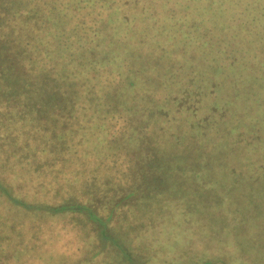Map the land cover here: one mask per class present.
Returning a JSON list of instances; mask_svg holds the SVG:
<instances>
[{"label":"trees","instance_id":"16d2710c","mask_svg":"<svg viewBox=\"0 0 264 264\" xmlns=\"http://www.w3.org/2000/svg\"><path fill=\"white\" fill-rule=\"evenodd\" d=\"M253 7L256 8L257 16L264 17V0H0V44H2V40L4 41V47L9 48L8 43L17 40L15 44H18V47L13 46L11 50H15L19 54V57L6 61L4 67L8 69L14 60H17L18 64L22 66L24 64L23 57H27L28 54H33L35 59L38 60L37 57H43L39 54L45 51L47 59L41 64L54 63L53 65L50 64L52 74L50 72L48 74L43 69L31 73L27 72L31 64H33L34 69V61L30 60L26 63L27 67L25 66L18 72L19 82L25 83L24 80H26V83H29L31 81L29 79L33 77L32 81L34 83H42L45 87H48L45 94L39 97L44 100H47V98L54 100L51 109L52 111L56 109V119H63L64 116L73 117L74 110L82 117V119H78V125L74 126L75 122L72 127L73 134L76 136L77 133V137H79L78 141L71 142L67 134L66 137L58 135L57 140L59 147L65 146L68 149L69 155L71 152L75 154L62 160L61 164L63 166L65 161L81 162V166L76 168L80 174H72L70 176L72 179L80 177L81 183L84 184L86 173H92L97 178L101 169L110 163L129 164L132 162L136 164L138 163L136 156L134 157L132 154L141 157L140 153L143 152V149L146 150L149 147L154 149L153 138L150 137L151 140L149 138L144 143L137 132L138 130L140 132L147 131L148 122L144 118L145 114L146 116H153L149 122L150 125L153 118L159 114L174 111L171 107L172 104L166 102L170 99L169 96H174L179 92L176 89L173 93L175 85L179 89L185 87L183 86L184 82L180 81V77L185 75L184 66L188 67L186 71L193 80L203 77L208 79L213 86L209 89V95H212L209 98L211 104L210 102L207 104L209 105L208 108L211 106V119L206 120L201 115L198 116V119H203L204 122L207 121L208 136L214 146L210 145L212 151L207 150L206 154L205 148L200 147L198 152L194 153L193 161L185 158L180 160L190 166L188 162H199L198 159L203 154L213 162L211 178L215 179L214 181L221 178L225 179L224 185H218L213 189L214 197L209 206L214 211L219 210L222 214H214L212 220L203 219L198 214L202 204L205 208L209 207L205 206V202H194L199 200L202 191H195L194 197L190 199L186 197L182 190L177 188L180 202L187 203V207L178 206L180 208L179 213L176 215L172 213L174 229H171L173 220L170 219L171 224L163 227L166 228L163 239L167 241V245L163 247L149 245V248L146 247L145 253L141 255L139 251L142 250V247L138 252L131 251L129 247H125L118 242L114 236H110L107 232L110 227L106 224V219H101L94 210L83 202L68 199L43 202L42 204L28 202L20 195L12 194L9 186L6 185L8 182L6 179L0 181V192L7 196L6 198L11 202L27 205L28 208L40 207L49 215H52L51 218L57 217L60 220L63 216L87 211L88 218L99 228L98 231L101 237L98 235V231L95 232V237H108L107 239L116 242L115 245L118 250H125L124 255L118 252L119 260L120 257L122 259L120 264H138L137 259L142 261L147 259L144 264H161L160 256L163 253L168 261L172 258L177 260L185 256L179 262L169 263L165 261L164 264H218L217 259L213 258V261L208 263L207 260L212 257L205 260L206 257L198 256L202 255L205 250H197V247L219 248V250L226 247L229 253L222 257L225 264H251L248 254H254L253 250L257 249L256 255L260 256L257 253L264 251V200H256L251 197L264 195V79L256 81L253 78L254 72L257 71V68L254 67H261L260 73L264 76V54H254L255 52L250 49L252 44L238 36L234 39L235 45L233 47L227 45L229 38L226 36V32L230 33L229 37L236 34L241 35L244 31L249 32L247 18L249 14L251 15L249 18H254ZM225 10L227 11L225 12ZM237 15L239 22L234 27L235 31L231 32L228 20H234ZM32 17L35 19L33 23H37L36 28H41L36 34L32 35L33 30L29 32L30 34L28 31L23 32L20 30L18 32L12 30V26L15 24L17 26L21 24L20 22L23 24L18 28H23L26 25V20ZM69 19L72 20L70 26L68 22H65ZM85 20H94L95 27L91 28L84 25ZM263 21L262 19L260 22ZM192 25L194 28L200 27V31L204 30L205 26L210 28L206 34L203 33L204 37L199 38L202 40L197 41L198 44L193 43L197 36L194 35ZM5 26L10 27L11 30L4 28ZM78 26L87 30L81 32ZM259 27L263 29V24H260ZM223 28L226 31H221L223 36H216L220 32L219 30H223ZM190 29L193 31L192 34H190ZM242 29L244 30L241 31ZM11 32L14 35L7 37ZM259 33H261L259 38H263L264 31H259ZM21 35L24 36V39L19 40ZM30 38H33L35 43L38 40L37 42L48 46V48L37 46L35 43L32 44L29 42ZM230 39H233V37ZM207 41L211 46L208 51L211 53L210 57L202 58L203 55H201L196 60L194 52H204L201 46ZM225 41L227 44H225ZM166 42L169 46L174 43L172 47L177 52H179L178 48L180 52L181 50L184 52L191 45L192 57L188 60L185 58L184 61L183 58L179 57L180 64H177V58H174L168 64L158 62L159 64L148 66L152 62V57L157 56L160 50L168 49ZM42 48L45 50H42ZM63 49H66V51ZM41 50L42 52H40ZM6 51L4 49V53ZM132 51L136 56L130 57ZM145 53L151 57L150 63L141 60V56L143 57ZM204 53L206 54V52ZM57 59H60L61 66L56 69ZM227 59L232 60V62ZM48 60L50 62L47 63ZM210 60L212 64H210ZM236 60L237 68L236 63H234ZM171 64L172 67L170 68ZM228 67L236 68L235 72L240 75L236 82L243 84L241 88L236 89L231 85L237 74L234 77L229 76L228 73L231 69ZM147 68L151 70H147ZM155 68H157L156 71ZM144 69L151 73L150 76L156 75V83L168 88L167 92L164 93L163 103L152 104L151 100L149 102L151 104H134L126 112L125 106L133 97L129 91L139 84L140 77L136 79L134 73L141 72ZM45 72H47L48 77ZM64 77H67L69 84L72 86L70 90L63 92L57 86L65 84ZM53 85L55 88L57 87L56 90H54ZM219 87L222 88L216 93L214 88ZM141 88L142 86L139 89ZM53 93L56 96H53ZM204 95V91H201L198 101ZM182 96L183 92L181 91L179 100ZM16 97L14 93L11 96L12 99ZM7 98H9L8 95L5 99ZM174 99L172 97V101L176 103ZM2 104L4 103L2 102ZM162 105L167 108H163ZM214 111L216 116L212 117ZM130 113L140 121L138 130L131 124V133L123 140L127 139V141L125 144H120L121 140L116 139L113 134L108 135V131H118V126H121L127 120L126 117H132ZM6 114L7 111L0 109V136L2 137L0 143V179L3 178L5 166L13 167L21 163L17 167H24V163L28 161L29 155L35 151L39 141L50 135L46 136L43 133V127L39 124L29 126L27 116L23 114L20 115L19 113L18 118L11 117L10 119ZM91 115L97 116L96 118L100 120L98 129H95L94 125L88 120ZM172 115H170L168 121L172 120ZM205 116H210V113H205ZM179 119L181 120V118ZM12 120L13 123H11ZM131 121L133 123L132 118ZM102 124L106 125L103 126ZM83 125L85 130H90L99 135L97 136L99 139L94 141L86 138L83 134L84 130H82ZM112 125H114L113 130H110L109 127ZM157 127L158 125H155L150 130L156 131ZM128 129L129 125L123 128V132L125 133ZM205 131L208 132L207 129ZM94 133L93 137L95 136ZM52 135L56 136L55 133ZM105 135H108V142L104 146L100 141L105 139ZM129 135L132 139L140 137L138 140L143 141L141 149L135 148L136 152L134 149V152H130L132 144H128L130 142ZM193 136L195 137V134ZM199 139L202 143L203 138L200 137ZM85 141L99 143L102 146L87 151H85L86 149L79 151L77 147H73L74 143L82 147ZM10 144L12 148H10ZM52 145L56 146L57 143L52 142ZM47 150L59 151L58 149ZM37 152L42 151L37 150L36 154ZM49 153L53 155L52 152ZM143 155L146 156L145 152H143ZM53 159L58 158L55 155ZM152 159L146 157L145 161L150 164ZM220 162L224 165H221L222 170L218 171L216 165H219ZM174 168H176L174 171L178 173V176L184 177L183 180L186 179L194 185L200 184L199 182L202 180L200 177L202 176L198 171V167H190L189 177L185 176V172L179 173L177 167ZM49 169L53 170L52 167ZM60 169L62 170V167ZM66 169L68 173H72V169ZM109 171L113 176H110V181H113V178L124 180L123 177L116 175L111 168ZM140 174V177L146 175L142 172ZM163 178L165 179L166 175ZM65 186L66 184L64 185L58 181L54 191L63 193ZM164 186L165 184H162V187ZM132 189L127 191L126 195L124 193L123 196H120L121 190L120 197L115 200L113 208L117 207L120 202L125 204L126 201L122 200L131 193H135ZM165 204L172 205L174 203ZM1 210L4 209L0 207V264H13L17 259H19L20 264H47L48 262L50 264H80L81 260L96 255L94 250L90 255L87 253L82 254L84 249L82 248V239H77L76 230H71L73 228L68 227L69 225H67L68 229L61 226L64 232L60 236L58 232H54L53 228H47L44 221L33 217L32 232L27 234L26 231H21L27 224L22 223L23 225H21L20 220L16 221L18 219L16 215L11 213L7 215V212ZM257 214L260 217H257ZM251 218L256 219L251 221ZM152 221L158 224L155 216ZM260 225L262 227L259 231L254 230L255 227ZM5 226L8 230L1 231ZM9 227H13V229L10 231ZM185 227L189 229L190 233H185L187 229ZM248 227L253 229L248 231ZM236 228L247 231L246 233L240 231L241 234H238L234 232ZM205 229L211 232L208 234ZM47 230L49 231L48 234ZM250 235L261 237V239L256 242L258 248L247 251L246 247L254 242L237 243V241H241V238L238 237ZM101 242L104 245L108 243V241L100 239ZM102 245L100 246L102 247ZM107 245L109 246V244ZM66 250L71 252L72 255L66 254L65 257L67 258L58 259ZM158 251L160 252L159 255ZM152 257L155 258L152 259ZM37 259L42 260V262L37 261ZM219 264L222 263L219 262Z\"/></svg>","mask_w":264,"mask_h":264},{"label":"rangeland","instance_id":"374dc122","mask_svg":"<svg viewBox=\"0 0 264 264\" xmlns=\"http://www.w3.org/2000/svg\"><path fill=\"white\" fill-rule=\"evenodd\" d=\"M65 1V0H64ZM260 1V0H259ZM252 10H254V18H249L251 15L249 14L247 18V22L249 25V32H243L241 35H234L231 36L233 39H230V33L226 32L223 28V30H218L220 32L217 33L216 36H223L221 34V31L226 32V36L228 39V44L225 41V44L233 47L235 45L234 39L238 37H242V39H245L246 42L252 44V52H255L254 54L260 55L264 54V37L259 38L261 33L259 31H264V17L257 16L256 14V8L253 7ZM227 10H225L226 12ZM21 12V11H20ZM18 20V19H17ZM26 25H22L23 28H18L21 24L15 26H12V30L20 32H31L32 35L36 34L41 30V28H36V24L33 22L35 19L32 17L29 20H26ZM229 26L231 28V32L235 31V26H237V23L239 22V17L237 15V18L234 20H228ZM68 25L72 24V20L69 19ZM15 23V22H14ZM13 23V24H14ZM234 23H236L234 25ZM84 25L90 26L91 28L95 25L94 20H89L83 23ZM195 24V23H194ZM260 24H263V29L259 27ZM3 25V24H2ZM251 25V26H250ZM4 26V25H3ZM33 26V27H32ZM83 26V25H82ZM219 27V26H217ZM4 28H8L5 26ZM78 28L81 30V32H85L87 29H84L83 27ZM89 28V27H88ZM192 28L194 29V35L197 36L196 40H194L193 43H199L197 41L202 40L199 38L204 37L203 33L206 34L207 30L210 29L208 26L204 28V30L200 31L199 28H194L192 25ZM242 29L241 31H243ZM201 34H200V32ZM192 29H190V34H192ZM199 32V33H198ZM30 34V33H29ZM14 35V34H13ZM12 32L7 36H13ZM21 38L19 40L24 39L23 35L20 36ZM18 40V41H19ZM17 42V40H15ZM38 41V40H37ZM35 43V40L33 38H30V41L32 44L35 43L37 46H45L47 49L48 46L43 45L40 42ZM45 41V39H44ZM192 41V40H191ZM260 41V42H259ZM2 44H0V109L7 111V117L10 119L11 117L18 118V114L27 116V121L29 122V126L32 124L40 125L43 127V133L49 137H43L39 143L36 146L37 150H41L42 152L35 151L29 155V159L26 163H24V167H17L19 164L14 165L13 167H4V173L3 178L0 179L4 180L6 179L8 182L6 185L9 186L10 191H12V194L14 195H20L24 200H28V202L32 203H43V202H54L55 200H76L78 202H83L86 204V206H89L92 210L96 212L97 216H100L101 219H106V224L110 227V229H107V232L109 235L114 236L115 239L120 242L125 247H129L131 251L138 252L141 247L142 250L139 251L140 255L145 253V248H149V245H155L154 247L167 245V241L163 239V234L165 229L163 228L167 224H171L170 220L172 219V213L175 215L179 213V207H187V203H181L178 198V191L177 188L182 190L183 193L186 194V197L192 198L194 197L193 194L195 191H202L200 193V198L198 201H194L195 203L199 202H205V206H209V203H211L214 195H213V189L216 186H222L224 185L223 182H225L224 178H221L219 180L211 178L212 176V169H213V162L211 159L207 158L203 154H201V158H199V162H188L190 166H187L185 162H181V158L188 159L189 161H193L195 155V152H198L200 147L205 148V154L207 153V150L212 151L211 146H214V143L208 136L209 130L207 127V121L199 120L198 116L201 115V117H205L206 120L211 119V112L208 102L211 104V100L209 101L211 94L209 95V89H211L213 86L211 85L210 81L206 78L201 77V79H192L190 77L189 73H187L186 69L188 67L184 66V72L185 75L180 77V81L184 82L183 86L184 88H177V86H174L173 93L176 89L179 90L174 96H169L170 99L166 102L167 104H172L171 107L174 110L170 113H164L159 114L158 116L153 118V121H151L150 125L149 122L153 116H144L146 118L148 125L146 126V130L144 132H140L138 130V121L135 117H126L127 120H125L121 126L119 125L118 131L114 130L112 132L108 131L109 134H113L116 139L121 140L120 144H125L127 139L125 141L124 138L128 136L129 133H131L132 126L136 127V130H138L137 135L141 137V139L144 140V143L148 141L150 137L153 138L152 143L155 146L154 149H151V147L147 148L146 150L143 149V152H145L146 156L143 155V152L140 153L142 156H138L136 154H132L134 157L136 156L137 162L134 163H113L109 164L108 166L101 169V171L98 173L97 178L92 175V173H86V181L84 184L81 183V178L77 177L76 179H72L70 177L72 174H80L78 171V167L81 166V162H68L65 161L64 166L61 164V161L64 160L67 157H72L75 154L71 152L69 155V151L65 146L59 147V143L57 142L59 136L63 135L64 137H69L71 139V142L78 141L79 137H77L72 132V127L74 123L76 124L74 126H77L78 119L82 117L77 114L76 110H74V116H64L63 119H56L55 113L56 109L52 111L51 105L54 103L52 98H47V100L42 99V97L45 94V90H47L44 84L42 83H34L32 81V78H30L29 83L19 82L17 78L18 72L25 68L26 63L31 61H34V69L33 64L30 65V68L27 69V72L31 73L36 70H46L49 74V72L52 74L50 69V64L54 63H48L50 60L47 61L48 64H41L44 63L47 59V55L45 51L42 52V50H45L42 48V50L39 54V56L43 57H37L36 60L33 54H28L27 57H23L24 64L21 66L18 64L17 60H14L11 64V66L6 69L5 62L11 61L15 57H19V54L15 52V50H11L14 47H18V44H15L13 40L11 43H8L9 48L4 47V41H2ZM261 45V46H260ZM166 46L168 47L167 50H160L157 56L151 57L148 54H144L143 57L141 56V60L146 63H150L148 66H152V64H159V63H171L172 59L177 58L176 63L180 64L179 57L183 58V61L185 58L188 60L190 57H192L193 52H191V45L186 51L180 52V49L178 48L179 52L174 51L172 46H174V43L169 46L168 42H166ZM210 45L209 41L203 43L201 48L204 52L196 51L194 52L195 58L197 60V57L200 58L201 55H203L202 58L210 57ZM199 48V47H197ZM4 49L7 51L4 53ZM66 51V49H63ZM208 52V53H207ZM64 53V52H63ZM130 57H134L136 55L133 54V51L130 53ZM216 54L214 53V56ZM264 57V55H263ZM60 59H57L56 69L61 66ZM63 60V59H61ZM156 60V61H155ZM229 62V59H227ZM226 60V63L228 62ZM159 62V63H158ZM214 62V61H213ZM236 63L237 68V60L234 61ZM210 64H212L210 60ZM233 65V63H231ZM51 65V66H52ZM248 65V64H246ZM27 67V66H26ZM170 68L172 67L169 66ZM65 68V67H64ZM231 71L228 73L229 76L234 77L237 72H235L236 68H231ZM257 68V71L254 72L253 78L256 81H262L264 79L263 74L260 73L261 67H254ZM54 69V68H53ZM157 68H155L156 71ZM147 70H151L150 68H147ZM233 70V71H232ZM179 71V69H178ZM46 73V76L48 77V74ZM180 72V71H179ZM26 73V71H25ZM147 73V75H146ZM136 76V79L140 77L139 84L137 86L133 87L131 89L130 94L133 96L132 99L129 101L128 105L125 106L126 112H128V109L132 108V105L134 104H143V103H149L152 100L153 103L161 102L163 103V96L164 93L167 92V87L164 85H160L159 83L155 82V76L151 75L150 72L146 71L145 69L141 72L134 73ZM150 77V78H149ZM240 77L239 74L236 75V78L233 82H231V85L239 89L243 86V84H238L236 80ZM189 78V82H188ZM65 84H62L59 87L60 90L63 92L65 90L71 89V84H69V81L67 80V77H64ZM50 83V80L48 81ZM191 82V83H190ZM50 85V84H49ZM142 86L141 89H139ZM56 87V88H57ZM54 90H56L55 86L53 85ZM222 87L214 88V91L217 93L218 90H220ZM182 89V90H181ZM58 91V90H57ZM181 91L183 92V96L180 97L181 100H179V94H181ZM201 91L205 93L202 99L198 101L199 96L201 95ZM13 92L17 97L15 99H12L11 96L13 95ZM17 92V93H16ZM60 93V91H58ZM9 96V98L5 99L6 96ZM53 96H56L55 93H53ZM172 97H174L176 103L172 101ZM52 99V100H49ZM2 102L7 106H2ZM129 106V107H128ZM163 106V105H162ZM5 107V108H4ZM119 107V106H118ZM176 107V108H175ZM163 108H167L163 106ZM176 109V110H175ZM48 111V112H47ZM210 113V116H205V113ZM174 114L175 116H173ZM170 115H172V120L168 121L170 118ZM216 116V112H212V117ZM97 116L91 115L88 120L94 125L95 129H98L100 126V120L96 118ZM131 118L133 119V123L131 121ZM181 118V120L179 119ZM140 120V119H139ZM5 122V120H3ZM13 123V120L11 121ZM99 123V125H98ZM132 126L130 127V125ZM63 125V126H62ZM85 125V122H84ZM83 125L84 132L83 134L88 139H93L94 141H97L99 139V135H96L94 132H91L90 130H85V127ZM105 126L106 124H102ZM129 125V129L124 133L123 128L127 127ZM155 125H158L156 131H151L150 128H154ZM114 125L110 126L109 129L113 130ZM117 129V128H116ZM207 129L208 132L205 130ZM69 130H71L69 132ZM53 133L56 134L52 135ZM93 133L95 136L93 137ZM122 133V134H120ZM149 133V134H148ZM100 134V133H99ZM195 134V137L193 136ZM242 134V133H241ZM108 135H105V139L103 141H100L106 145L108 142ZM131 135H129L130 142L128 144H132V149L130 152H134L135 148H142L143 141H139L138 138L132 139L130 138ZM200 137L203 138L202 143H200ZM82 139L84 138L81 137ZM151 140V138H150ZM2 142V137L0 136V143ZM52 142L57 143L56 146L52 145ZM202 144V145H201ZM204 145V146H203ZM211 145V146H210ZM102 146L99 143H92L90 141H85L82 145V147L78 146V144L74 143L73 147H77L80 150L86 149L87 150H93L97 149L98 147ZM59 147V148H58ZM10 148H12V145L10 144ZM153 148V147H152ZM47 149H58V152H54L52 150ZM134 149V150H133ZM47 150V151H45ZM52 152L53 155H51ZM136 152V150H135ZM56 155L58 159H53V157ZM69 157V158H70ZM153 158L151 163L148 164L145 161V158ZM193 158V159H192ZM83 160V159H82ZM23 163V162H22ZM107 164V163H105ZM219 165H216V170L220 171L222 170V166L224 163H218ZM52 167V169H49ZM62 167V170L60 169ZM177 167L179 173L185 172V176H190V167H198V171L202 177H200V184L194 185L190 181H186V179L183 180L182 177L178 176L176 171H174ZM66 168L72 169V173H68ZM110 168L114 173L120 177H123L124 180H115L113 178V181H110V176L112 174L110 173ZM146 174L145 177H140V173ZM166 175V178L164 179L163 176ZM113 177V176H112ZM66 178V179H65ZM58 181L63 183L66 186L63 188V193H56L54 191L55 186L57 185ZM222 181V182H221ZM66 182H69L68 184ZM162 184H165L164 187H162ZM133 185V187H131ZM124 187V188H123ZM135 191L134 194L131 193V195L125 197L122 201H126L125 204H122L120 202L117 207L113 208V204L115 203V200H117L120 196H123V194L127 193V191H130V189ZM122 190V191H121ZM121 191V193H120ZM120 193V196H119ZM169 196L173 197L170 198ZM7 196H4L0 192V207L4 210H1L2 212H7L9 215L14 214L18 217L17 220H20L21 225L27 224L25 228H22V230L26 231L27 234L32 232L33 229V217L35 219H39L40 221H44V225L46 224L47 228H53L54 232H58L60 236L63 235V227L67 228L71 227L76 230L78 238L82 239V248L83 252L82 254H88L94 250L96 251V257L91 256L85 258L83 261L81 260L80 264H120V260L118 258V252H120L122 255H124L125 250H118V247L115 245L114 240L107 239L108 237L103 236L100 238L99 228L96 227V224L88 218L87 211L84 212H77L75 214H71L69 216H63L61 220L57 217L51 218L52 215H49L48 212H45L40 207L39 208H28L27 205L14 203L9 201V199L6 198ZM253 199H261L264 200V195L261 197H255L251 196ZM178 198V199H177ZM165 203H174L172 205H166ZM4 206V207H3ZM9 206V207H8ZM190 206V204H189ZM188 206V207H189ZM6 207H8L6 209ZM169 207V208H166ZM194 207V206H192ZM242 211V210H241ZM203 219H209L212 220V217L215 215H221L222 213L219 210L214 211L211 209V206L205 208L204 205H201V208L198 213ZM156 217V221L158 224L154 223L152 221L153 217ZM259 215L257 214V217ZM260 217V216H259ZM170 219V220H169ZM256 219V218H254ZM254 219H250L251 221ZM2 220V218H1ZM74 225H73V223ZM4 223V222H2ZM23 223V224H22ZM43 223V222H42ZM18 224V223H17ZM30 225V226H29ZM4 226V225H3ZM55 226V227H54ZM172 228L174 229V220L172 224ZM178 226V225H177ZM186 226V225H184ZM207 228H209L208 225H206ZM181 227V226H179ZM245 227V226H244ZM262 226H257L254 228V230L259 231ZM187 228V227H185ZM10 231L13 229V227H9ZM176 229V226H175ZM251 228H247L248 231H250ZM8 230L7 226L1 229V231ZM206 232L209 234L207 229H205ZM210 230V229H209ZM247 230L236 228L234 232H237L238 234H241V232L246 233ZM98 231L99 238L102 240L108 241L107 244L104 245L102 242L100 243V239L95 237V232ZM241 231V232H240ZM49 231L47 230V234ZM185 233H190L189 229L187 228L185 230ZM136 234V236H135ZM216 234V233H215ZM96 238V239H95ZM113 238V237H111ZM241 238V241H237V243H245L246 241L253 244L246 247L247 251L250 249L258 248L257 241L261 239V237H252L250 236H243L238 237ZM238 240V239H237ZM147 241V242H146ZM210 241V240H209ZM81 242V241H80ZM264 242V240H263ZM104 246H103V245ZM210 244V243H209ZM102 245V247L100 246ZM211 246V245H210ZM264 248V243H263ZM114 249V250H113ZM197 250H205L202 255H198L200 257H206L205 260L208 257H212L207 260L209 263L210 261H213L212 259H217V263L221 262L224 263L223 256H226L229 253V250L225 248L223 249H211L208 248H198ZM173 251V250H171ZM174 252V251H173ZM257 249L253 250L252 255L248 254V258L250 259L251 264H264V251H261V253H257L260 256L256 255ZM158 251V255H159ZM66 254H71L68 250L64 251V253L58 258L63 259ZM81 254V256H82ZM99 257V258H97ZM156 257V256H155ZM155 257H152L154 259ZM185 256L175 259L172 258L170 261H168L163 254H161V264H164L163 262L168 261L171 262H179V260L184 259ZM67 258V257H65ZM96 258V259H95ZM57 259V260H58ZM190 259V258H189ZM188 259V260H189ZM145 260L137 259L138 264H144ZM37 261L42 262V260L37 259ZM13 264H20L19 259H17ZM47 264H50L49 262ZM225 264V263H224Z\"/></svg>","mask_w":264,"mask_h":264}]
</instances>
